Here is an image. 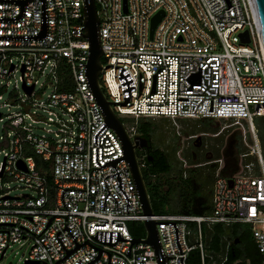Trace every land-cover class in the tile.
<instances>
[{"label": "built area", "instance_id": "1", "mask_svg": "<svg viewBox=\"0 0 264 264\" xmlns=\"http://www.w3.org/2000/svg\"><path fill=\"white\" fill-rule=\"evenodd\" d=\"M94 3L99 85L114 113L246 121L253 143L241 157L254 154L260 174L247 163L221 176L215 159L208 214H144L121 140L87 81L83 0H0V80L7 87L18 71L22 88L8 93L16 110L0 113V260L19 244L29 247L23 264H159L150 244L132 242L145 231L128 228L153 220L166 264H187L194 249L207 264L201 225L214 224L247 225L264 264V162L253 123L264 116V43L251 0ZM46 84L51 91L33 101ZM124 128L132 141L139 135ZM11 180L31 192L11 195ZM226 260L224 250L218 264Z\"/></svg>", "mask_w": 264, "mask_h": 264}, {"label": "trees", "instance_id": "2", "mask_svg": "<svg viewBox=\"0 0 264 264\" xmlns=\"http://www.w3.org/2000/svg\"><path fill=\"white\" fill-rule=\"evenodd\" d=\"M67 79L68 76L63 75L62 80ZM140 118L143 119L140 120V126L136 129L137 133L151 139L155 128L153 121L150 118ZM256 118H262V121L256 124ZM256 118L253 123L257 137L264 138V116ZM194 120L195 124L188 131V135H195L198 132L211 133L214 135L215 143L208 144L203 150L198 147L199 142L203 144V141L196 140L194 144L186 148L182 156L184 162L190 166L189 168L182 167V161L176 157V146L173 144L165 150L155 147L152 161H147L145 157L141 156V153L138 154L135 151L150 205L155 214H208L211 210V188L217 167V164L212 161L218 158L223 159V166L220 168L219 174L225 177H232L242 172L243 166L250 161H248L249 156L241 157L248 151L243 144L240 129L219 131L218 120L209 118ZM227 121L228 123L234 122L232 119ZM246 135L249 136V133ZM35 159L37 167L41 168V163L44 162L37 156ZM253 175L256 174L253 173ZM139 223L128 224L131 234L135 237L144 234V229L140 230ZM188 226L191 231L195 229L194 223H189ZM205 228L208 234L204 233ZM201 230L203 240L204 238L208 239L205 248V250L207 249L205 257L207 264H211L212 261L218 264L219 255H223L224 250L227 257L224 264H261V256L254 245L248 226L245 228L242 227V224H214L208 228L201 225ZM234 238L239 239V244L233 243ZM189 242H193L192 235L189 237ZM187 264H200L199 253L196 249L189 253Z\"/></svg>", "mask_w": 264, "mask_h": 264}, {"label": "rangeland", "instance_id": "3", "mask_svg": "<svg viewBox=\"0 0 264 264\" xmlns=\"http://www.w3.org/2000/svg\"><path fill=\"white\" fill-rule=\"evenodd\" d=\"M20 73L17 71L10 79V83L7 87H5L4 80H0V113L5 115L7 113H10L11 111L16 110L15 108L11 107L10 105H7L8 99V93L10 90L13 89L14 84H17L18 90L22 92L21 88V81L19 80ZM43 78H40V81H42ZM36 91L38 92L35 98H32L33 101H36L35 99L39 100L41 98H44L46 94H48L51 91V86L49 84H46L42 89L39 88V86L36 87ZM121 122L126 126L127 128L130 126H135L136 129L140 126V120L143 118L135 120L132 116H121L119 117ZM153 121V124L155 126L154 131L152 133L151 141L153 142V145L156 147H159L161 149H169V146L173 144L176 146V157L178 156L182 157V153L186 148H188L190 145L194 144L196 140L203 141V144L199 142L198 147L203 148V150L206 148L208 144H214L215 138L213 134L211 133H196L195 135H188V131H190L191 127L195 124V120L193 119H186V120H172L168 118H150ZM262 118H256L255 123L261 122ZM5 118L2 120V122H5ZM217 126L219 127V131H226L227 129L232 131L236 128L240 129L242 132V140L243 144L246 147V151H249V147L253 143V137L249 130V125L246 121H240V122H232L228 123L227 120H218ZM42 127H45L42 124H35L34 132L37 134H42L43 130ZM229 131V132H230ZM2 133V131H1ZM243 133H249V136L246 135V137L243 138ZM258 142L260 145L261 153L264 160V138H261L259 136ZM136 152L140 154L137 150ZM140 157V156H139ZM255 155H249V163L251 170L247 171L251 174L259 175L261 171V166L258 165L255 159ZM141 159V158H140ZM179 159V158H178ZM2 160V155H0V161ZM139 160V159H138ZM183 168H189L190 166L186 163L182 162ZM8 186L10 187V194L11 195H18L21 193H30L31 191L28 189H24L23 187L19 188V184L15 181L11 180V182L8 183ZM141 225V231L144 229L143 223H139ZM242 227H247V225L242 224ZM204 233H207V229H204ZM204 247L206 248V243L208 242V239L203 240ZM207 250V249H206ZM29 251V247L27 245L20 246L19 244H11L9 247H7L5 255L0 260V264H23V259L25 256H27Z\"/></svg>", "mask_w": 264, "mask_h": 264}, {"label": "water", "instance_id": "4", "mask_svg": "<svg viewBox=\"0 0 264 264\" xmlns=\"http://www.w3.org/2000/svg\"><path fill=\"white\" fill-rule=\"evenodd\" d=\"M251 2L264 43V0H251ZM161 14L162 12L154 16L151 28H153L155 23L160 18ZM83 15L84 35L89 42L88 59L86 64V76L89 87L93 92L96 102L102 109L106 124L114 130L118 138L121 140L124 153L123 158L128 163L129 169L134 179L142 210L144 214L152 215L154 212L150 205L149 196L141 175L140 166L135 153L136 149L147 148L148 139L144 136L136 135L134 137V140L132 141L126 133L123 123L111 109L110 103L106 100V97L99 85V74L101 72V48L98 38V17L96 14L94 0H83ZM239 36L242 42H249V33L247 30L241 32ZM26 91L29 93L31 91V87L26 88ZM146 160L150 161L151 157L147 156ZM229 183H231V180H229ZM143 227L145 231L144 239H133L132 242H142L150 244L155 249L159 264H166V259L161 255V246L158 242L156 222L153 220L144 221Z\"/></svg>", "mask_w": 264, "mask_h": 264}, {"label": "flooded vegetation", "instance_id": "5", "mask_svg": "<svg viewBox=\"0 0 264 264\" xmlns=\"http://www.w3.org/2000/svg\"><path fill=\"white\" fill-rule=\"evenodd\" d=\"M155 147L156 146L153 145V142L151 141V139H148V146H147V148H141V149H136V150L139 153H141V156L142 157L147 158V156H150L151 157V160L150 161H152L153 160V152H154V148ZM233 243L234 244H239V239L238 238H234Z\"/></svg>", "mask_w": 264, "mask_h": 264}]
</instances>
